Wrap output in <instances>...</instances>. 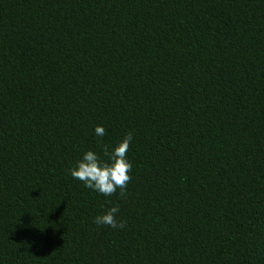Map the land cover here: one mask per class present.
<instances>
[{
  "label": "trees",
  "instance_id": "trees-1",
  "mask_svg": "<svg viewBox=\"0 0 264 264\" xmlns=\"http://www.w3.org/2000/svg\"><path fill=\"white\" fill-rule=\"evenodd\" d=\"M0 264H264V0H0Z\"/></svg>",
  "mask_w": 264,
  "mask_h": 264
},
{
  "label": "clouds",
  "instance_id": "clouds-1",
  "mask_svg": "<svg viewBox=\"0 0 264 264\" xmlns=\"http://www.w3.org/2000/svg\"><path fill=\"white\" fill-rule=\"evenodd\" d=\"M94 134L102 137L105 130L102 126H96ZM131 140L132 135L129 133L110 149L104 148L103 153L107 160H102L93 150L85 151L69 170L70 176L82 182L85 188L105 197L113 194L117 188L123 190L130 179L128 173L132 167L126 157ZM118 211L117 207H111L104 214L96 216L94 222L111 228L123 227L115 219Z\"/></svg>",
  "mask_w": 264,
  "mask_h": 264
}]
</instances>
